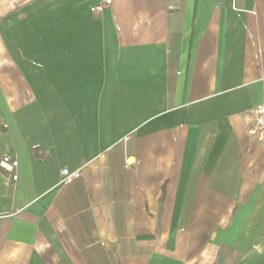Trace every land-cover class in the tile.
<instances>
[{"label": "crops", "instance_id": "obj_1", "mask_svg": "<svg viewBox=\"0 0 264 264\" xmlns=\"http://www.w3.org/2000/svg\"><path fill=\"white\" fill-rule=\"evenodd\" d=\"M98 1L0 0V264H264V0Z\"/></svg>", "mask_w": 264, "mask_h": 264}, {"label": "built area", "instance_id": "obj_2", "mask_svg": "<svg viewBox=\"0 0 264 264\" xmlns=\"http://www.w3.org/2000/svg\"><path fill=\"white\" fill-rule=\"evenodd\" d=\"M112 0H99L94 6L91 7L92 12H101L104 7L110 5ZM262 100L252 109V121L248 126V133L254 138L264 143V77L262 79ZM133 162V159L126 157L124 161V166L127 167ZM18 159L14 156H9L4 154L0 156V169L3 170L7 177L12 181H15L18 177L17 173ZM61 182H69L72 179L80 175L79 170H68L62 169L61 172Z\"/></svg>", "mask_w": 264, "mask_h": 264}, {"label": "rangeland", "instance_id": "obj_3", "mask_svg": "<svg viewBox=\"0 0 264 264\" xmlns=\"http://www.w3.org/2000/svg\"><path fill=\"white\" fill-rule=\"evenodd\" d=\"M94 6V5H93ZM90 10H91V8H90Z\"/></svg>", "mask_w": 264, "mask_h": 264}, {"label": "bare ground", "instance_id": "obj_4", "mask_svg": "<svg viewBox=\"0 0 264 264\" xmlns=\"http://www.w3.org/2000/svg\"><path fill=\"white\" fill-rule=\"evenodd\" d=\"M131 159V158H130Z\"/></svg>", "mask_w": 264, "mask_h": 264}]
</instances>
